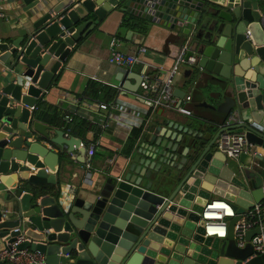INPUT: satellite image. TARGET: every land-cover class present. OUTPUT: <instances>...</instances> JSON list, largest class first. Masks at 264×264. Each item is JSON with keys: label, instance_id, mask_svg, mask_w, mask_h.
<instances>
[{"label": "water", "instance_id": "obj_1", "mask_svg": "<svg viewBox=\"0 0 264 264\" xmlns=\"http://www.w3.org/2000/svg\"><path fill=\"white\" fill-rule=\"evenodd\" d=\"M17 2L21 25L11 42H0L3 244L23 234L19 249L44 253L49 264H264V255L240 258L235 238L241 215L264 202V0ZM117 10L131 25L146 20L183 30L195 61L174 96L182 105L191 91L203 112H191L193 127L179 126L181 137L144 144L154 160L137 155L118 176L88 175L65 189L67 156L82 154L83 142L44 122L40 101L76 44ZM231 115V131L245 133L255 148L239 159L215 146ZM48 184L57 189L49 193ZM212 195L238 214L223 239L207 236L200 217ZM260 232L249 230L247 241Z\"/></svg>", "mask_w": 264, "mask_h": 264}, {"label": "crops", "instance_id": "obj_2", "mask_svg": "<svg viewBox=\"0 0 264 264\" xmlns=\"http://www.w3.org/2000/svg\"><path fill=\"white\" fill-rule=\"evenodd\" d=\"M18 6L17 0L7 1V13L12 18L10 17L9 21L0 18V42H11L15 38L14 30L21 25L18 23L21 14ZM138 22L139 25H127L124 14L118 10L108 14L91 35L76 44L68 59L63 63L59 74L50 83L44 99L40 101V105L46 111V114L43 112V118L47 116L46 119L52 121L56 128L64 129L68 135H75L83 142L82 154L75 150L67 156L66 164L69 166V170H66L68 179L62 183L64 188L67 186L70 189L84 184L87 175L97 181H102L112 175L118 176L129 160H133L137 155L146 160H154L153 152L146 150L143 147L144 144L151 145L150 141L153 136L168 137L169 141L171 137H181L182 131L179 130V126L193 127L186 119L196 112H203V109L197 106L198 100L186 99L183 101L182 106L192 112L191 115H187L163 107L153 110L150 103L144 102L138 96L135 98L136 95H144L141 88L135 92L141 83L144 71L154 78L164 79L183 46L187 43V36L183 34L181 28L172 30L165 25L146 20ZM114 37L118 39L119 49L124 52H135L141 46L146 47V52L141 55V62L130 69L110 63L109 46ZM188 67L186 64L181 66L175 76L174 90L181 87L186 79L185 74ZM4 68L8 72V67ZM92 81L117 89L119 92L117 97L120 99L148 107L150 111L148 114H144V123L130 127L113 123L109 129L98 126L97 123L105 117L106 112L104 110L89 111L83 109L82 106V103L87 99L88 86ZM188 96H193V93L188 92ZM176 99L179 104L180 99L178 97ZM67 115L86 118L92 123L95 122L94 124L98 128L93 126L82 132L70 131ZM223 125L222 123L221 127ZM219 129L220 127L217 128V130ZM51 134L55 136L54 132ZM41 141L48 147L51 146L48 141ZM215 146L218 149L217 142ZM51 147H55V151L58 149L55 145ZM92 147L94 154L90 155L89 151ZM179 148L176 161L181 159V152L184 149L183 146ZM87 164L91 165V171L87 169ZM59 166L57 165L56 168L59 169ZM46 187L49 193L50 189H57V186L51 184ZM154 191L167 195V192L159 187H154ZM211 199L223 198L212 195ZM2 242L0 239V247ZM239 248L237 255L240 258L244 259L250 257L252 253L254 254L251 242H247L244 247Z\"/></svg>", "mask_w": 264, "mask_h": 264}, {"label": "built area", "instance_id": "obj_3", "mask_svg": "<svg viewBox=\"0 0 264 264\" xmlns=\"http://www.w3.org/2000/svg\"><path fill=\"white\" fill-rule=\"evenodd\" d=\"M8 0H0V18L7 21L11 20V16L7 13L6 3ZM11 17V18H10ZM146 47L141 46L135 52H124L119 49L118 39L113 38L109 46V62L126 69L132 68L135 64L141 62V55L146 52ZM190 51L188 44H185L175 60L171 70L164 79L154 78L144 71L142 74L141 90L144 95H136L144 102L151 104L153 110L163 107L171 110L190 115L191 111L177 103L174 96L175 76L179 72L183 64L190 65L195 61L194 56H187ZM190 99V96L187 97ZM83 109L89 111L104 110L105 117L97 123L103 129H109L113 123L116 125L135 126L144 123V114L149 113V108L140 106L131 101L115 98L111 102H102L98 100L86 99L82 103ZM67 119L71 120V115H67ZM237 119L234 115L228 117L224 123V130L217 139L218 149L232 159H239L244 153L255 152L254 145L248 142L245 133L231 131L230 126L235 124ZM95 123V122H94ZM90 155L94 154V148L89 151ZM32 171L37 169L32 166ZM91 165L87 164V169L91 171ZM50 172L49 169H47ZM88 176V175H87ZM264 202L255 204L252 208L247 209L241 219L235 225V238L238 247H244L248 242L246 234L249 230L257 227L261 228V232L252 237L251 243L254 247V255H264ZM238 214L233 205L225 199H211L204 207L200 214L204 221L205 234L207 236H215L223 239L228 234V223ZM210 227L217 230L211 232ZM220 229H223L221 232ZM18 230V229H16ZM27 237L23 234L18 235L13 243H6L0 247V262L2 264H49L46 255L40 251H30L28 249L20 250L19 246ZM3 241V240H2Z\"/></svg>", "mask_w": 264, "mask_h": 264}, {"label": "trees", "instance_id": "obj_4", "mask_svg": "<svg viewBox=\"0 0 264 264\" xmlns=\"http://www.w3.org/2000/svg\"><path fill=\"white\" fill-rule=\"evenodd\" d=\"M125 23L127 25H131V24H128L126 22V20H125ZM118 94H119V92L117 89L109 87V86H103L98 82L92 81V82H90V85L88 86L86 98L90 99V100H98V101H102V102H111L115 98H117ZM40 107L44 108L42 105H40ZM44 113L46 114V111H44ZM46 117L43 118V114H42V119H45L44 121H46L48 123L49 122L52 123V121H49V119H46ZM68 122L70 123V128H69L70 131L74 130L75 132H77V130H78V131L82 132V131H85V130L93 127V126L98 128L97 125H95L94 123H92L88 119L82 118V117L77 116V115H75V116L71 115V120H68Z\"/></svg>", "mask_w": 264, "mask_h": 264}, {"label": "bare ground", "instance_id": "obj_5", "mask_svg": "<svg viewBox=\"0 0 264 264\" xmlns=\"http://www.w3.org/2000/svg\"><path fill=\"white\" fill-rule=\"evenodd\" d=\"M211 232H214L215 230H217V228H215V227H210V229H209ZM220 231L222 232L223 231V229H220Z\"/></svg>", "mask_w": 264, "mask_h": 264}, {"label": "rangeland", "instance_id": "obj_6", "mask_svg": "<svg viewBox=\"0 0 264 264\" xmlns=\"http://www.w3.org/2000/svg\"><path fill=\"white\" fill-rule=\"evenodd\" d=\"M235 245H236V244L234 243V247H235Z\"/></svg>", "mask_w": 264, "mask_h": 264}]
</instances>
